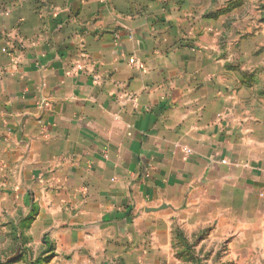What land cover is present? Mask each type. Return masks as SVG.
<instances>
[{
	"label": "crops",
	"instance_id": "0c3cea01",
	"mask_svg": "<svg viewBox=\"0 0 264 264\" xmlns=\"http://www.w3.org/2000/svg\"><path fill=\"white\" fill-rule=\"evenodd\" d=\"M175 6L0 0V195L68 264H159L171 217L264 195V91Z\"/></svg>",
	"mask_w": 264,
	"mask_h": 264
},
{
	"label": "rangeland",
	"instance_id": "374dc122",
	"mask_svg": "<svg viewBox=\"0 0 264 264\" xmlns=\"http://www.w3.org/2000/svg\"><path fill=\"white\" fill-rule=\"evenodd\" d=\"M171 2L183 11L176 15L177 21L185 18L198 28L216 29L225 69L264 91V0ZM258 198L264 201L261 195ZM259 200L250 204L228 201L231 205L222 212L197 214L192 210L180 218L181 224L171 217L169 240L165 244L160 241L158 263L264 264V202ZM17 205L9 196L0 195V264L70 263V258L55 254L46 235L40 239L30 234L35 206L27 201ZM140 256L139 261L129 257L128 264H141ZM144 262L155 264L150 259Z\"/></svg>",
	"mask_w": 264,
	"mask_h": 264
},
{
	"label": "built area",
	"instance_id": "2783aa9c",
	"mask_svg": "<svg viewBox=\"0 0 264 264\" xmlns=\"http://www.w3.org/2000/svg\"><path fill=\"white\" fill-rule=\"evenodd\" d=\"M102 1H109V0H102ZM129 63H130V64H133V63H134V60H133V59H129ZM261 197H263V198H264V196H263V195H261Z\"/></svg>",
	"mask_w": 264,
	"mask_h": 264
}]
</instances>
